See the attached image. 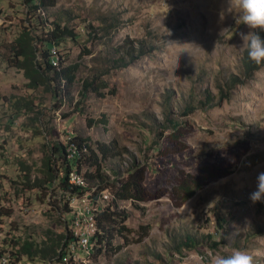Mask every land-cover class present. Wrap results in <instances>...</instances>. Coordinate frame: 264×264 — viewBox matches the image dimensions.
Instances as JSON below:
<instances>
[{
    "label": "rangeland",
    "instance_id": "obj_1",
    "mask_svg": "<svg viewBox=\"0 0 264 264\" xmlns=\"http://www.w3.org/2000/svg\"><path fill=\"white\" fill-rule=\"evenodd\" d=\"M25 12L21 0H0V206L10 209L9 216L0 218V258L7 259L0 264H66L25 256L14 261L7 240L12 235L42 246L56 241L63 226L66 230L62 219L71 213L58 214L47 202L61 203V192L50 194L29 184L41 177L47 142L66 143L70 134L116 140L126 149L123 158L144 168L143 186L151 192L165 190L140 202V209L123 203L128 231L125 241L113 239L117 251L91 261V227L89 243L75 246L73 263L210 264L212 255L239 249L253 255L254 264H264V202L249 199L257 174L264 172V65L251 77L243 76L239 33L250 29L235 23L229 0H56L41 18H56L80 34L58 45L67 61L79 67L71 98L57 107L48 91L26 88L21 70L5 62L2 44L13 38L25 17L36 24L35 16ZM87 24L95 29L88 36ZM124 38L133 46L140 42L144 52L114 68L110 59L117 55L111 48ZM231 75L239 81L227 86L223 82ZM84 79L104 86L96 90L104 94L83 91ZM217 86L226 97H218ZM205 90L212 99L201 105ZM169 119L190 124L180 138L182 151L172 153L162 138L161 124ZM223 161L232 166L229 173L207 180L181 205H173L168 191L177 169L195 175L202 165ZM72 179L78 181L75 174ZM97 197L102 204L109 195L105 189ZM87 202L81 203L82 212L70 202L75 214L68 226L75 238L77 221L94 224ZM214 215L225 219L221 229ZM186 231L196 238L194 246L177 243L185 242Z\"/></svg>",
    "mask_w": 264,
    "mask_h": 264
},
{
    "label": "trees",
    "instance_id": "obj_2",
    "mask_svg": "<svg viewBox=\"0 0 264 264\" xmlns=\"http://www.w3.org/2000/svg\"><path fill=\"white\" fill-rule=\"evenodd\" d=\"M55 1L21 0L26 10L25 14L29 16L33 14L36 24H31L28 18L25 17L20 22L13 38L2 45L6 50L4 58L7 66L21 70L25 79L24 86L29 89H35L39 86L43 87L45 91L49 92L51 100L55 102L54 107H57L61 102L71 98V88L79 67L78 62L67 61V54L61 52L58 45L65 39L74 41L80 34L77 30L56 18L51 21L41 18L40 13L52 7ZM83 27L86 30L88 29L87 31L85 30L87 36L95 30L89 24ZM35 30H38V34H36ZM255 31L264 37V31L259 29ZM143 48L144 46L140 42L133 46L128 38H124L119 44L111 48L112 54L117 55L116 58L111 57L110 59L112 67L124 66L127 61L142 54L144 52ZM84 53L88 54L89 50L85 48ZM238 62L242 74L246 78L251 77L253 71L264 65V63L257 65L252 61L244 47L238 56ZM238 81L235 75H231L223 83L229 86L238 83ZM82 85L83 91L89 88L99 96L104 94V92L96 91L97 88L104 86L94 85L92 79H84ZM217 91L218 97H226L222 92L221 86H217ZM204 93L205 97L198 102L201 105L207 104L212 99V95L207 90ZM13 105L15 110L18 111L20 109V106L17 107L16 102H13ZM21 107L26 108V102ZM190 109V107L184 106L185 112H189ZM100 122L105 123V119L100 118ZM189 127L190 124L188 122L184 121L183 126H181L180 122L174 119H169L165 124H161L160 129L165 131L162 134V138L170 145L169 151L175 153L184 149V144L180 141V138L184 136ZM50 133L53 134V132ZM68 144L72 145L75 150L72 158L69 157V149L67 151ZM125 151L126 149L119 146L114 139L106 142L90 141L88 138L77 134L68 135L66 143L59 140L48 141L46 152L40 162L41 177L32 180L29 187L36 186L37 190H46L45 192L50 194L53 193L54 189L61 192V203L55 200L49 202L48 198L47 202L52 210L59 212L58 214L65 215L71 211L70 217L67 219V229L65 230L63 226V232L56 241L54 240L42 246L28 239L20 241L16 236L10 235L7 240L8 251L14 261L19 260L21 256H25L28 261L38 257L46 259L48 262L57 261L62 263L66 244L70 239H76L72 228H68V222L71 223L75 214L71 210L68 199L72 195L88 192L93 187L94 189L91 191L93 198L89 196V201L86 203L92 206L94 219V228L91 232L93 235L89 243V245L92 242L94 243L91 261H94L99 254L117 251L120 246L114 244L113 239L118 237L125 241V233L128 231L125 226L128 210L123 207V203H129L131 207L140 209V202L155 199L165 194L164 189L151 192L143 186L144 168L133 158L125 160L123 158ZM231 168L230 163L223 161L218 164L202 165L195 175L184 172L182 169H177L174 184L168 191L173 205H181L207 180L227 174ZM70 173L75 174L78 179L80 178L78 183L82 185L71 184L68 175ZM25 176L26 174L23 173L22 177ZM105 189L109 197L100 204L95 197L99 195L101 190ZM9 214V208L0 206V218L7 217ZM62 220L63 222L65 221V219ZM214 221L218 229H221L225 223V219L222 217L218 218L217 215H214ZM206 237L208 240L211 239L208 234H206ZM182 238L185 242L178 241V244L188 247L196 244V238L188 231L183 234ZM210 244L215 245L216 242L210 240ZM73 253L70 252L68 254L70 256L69 264H74L72 260Z\"/></svg>",
    "mask_w": 264,
    "mask_h": 264
},
{
    "label": "clouds",
    "instance_id": "obj_3",
    "mask_svg": "<svg viewBox=\"0 0 264 264\" xmlns=\"http://www.w3.org/2000/svg\"><path fill=\"white\" fill-rule=\"evenodd\" d=\"M229 6L235 12V23L250 29L247 33H239L242 47L257 65L264 63V37L255 31H264V0H229ZM249 199L253 204L264 202V172L257 174L256 188L249 194ZM210 264H254V258L248 252L236 249L228 255H212Z\"/></svg>",
    "mask_w": 264,
    "mask_h": 264
},
{
    "label": "built area",
    "instance_id": "obj_4",
    "mask_svg": "<svg viewBox=\"0 0 264 264\" xmlns=\"http://www.w3.org/2000/svg\"><path fill=\"white\" fill-rule=\"evenodd\" d=\"M68 147H69L70 158H72L73 153H75V150L72 149V145H70V144H68ZM68 175H71V183L72 184L81 185L77 182H73L72 174H68ZM68 200H69V202H72L73 205L77 206L80 211H81V203L86 202L85 194L72 195L69 197ZM77 222H78V235H77L76 239H70L69 242L66 244L65 254L62 257V260L65 263H66L67 254L70 252H75V246H82L83 243H88L89 229H92L91 223H89L88 220H87V223H80V221H77ZM64 224H65V227L67 229V219H65ZM5 259L6 258L1 257L0 258L1 263L5 262Z\"/></svg>",
    "mask_w": 264,
    "mask_h": 264
},
{
    "label": "bare ground",
    "instance_id": "obj_5",
    "mask_svg": "<svg viewBox=\"0 0 264 264\" xmlns=\"http://www.w3.org/2000/svg\"><path fill=\"white\" fill-rule=\"evenodd\" d=\"M74 147L72 146V149H73ZM68 149H69V147L67 148V151H68ZM69 153V152H68ZM73 156H74V153H73ZM69 157H70V155H69ZM71 173H73V172H71ZM70 173V174H71ZM74 173H76V172H74ZM78 174V173H77ZM77 177V176H76ZM78 179V178H77ZM69 180H70V175H69ZM73 180V179H72ZM77 182H79V179H78V181ZM72 184V183H71ZM82 185V184H81ZM88 185V184H87ZM87 187V186H86ZM91 191H92V189H90V191H88V192H85V193H89V196L90 197H92L93 198V196L91 195ZM85 193H82V194H85ZM95 198H97L98 199V197H95ZM85 199H86V194H85ZM87 202V201H86ZM69 205H70V202H69ZM71 207V206H70ZM71 210H72V208H71ZM81 211H82V208H81ZM71 212V211H70ZM69 212V213H70ZM69 215V214H68ZM90 218H92L93 219V214L91 215V217ZM69 219V218H68ZM91 227H93L94 228V224L92 223V225H91ZM68 228H69V226H68ZM70 235H71V233H70ZM89 236H90V229H89ZM89 236H88V243H89ZM95 239V238H94ZM84 244V243H83ZM82 244V245H83ZM92 251H93V248H92ZM91 253H93V252H91ZM69 254V253H68ZM68 254H67V256H66V264H68ZM90 256H91V254H90ZM7 261V259H5V262ZM75 264V263H74ZM77 264V263H76ZM81 264H85V263H81Z\"/></svg>",
    "mask_w": 264,
    "mask_h": 264
}]
</instances>
